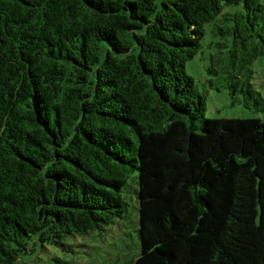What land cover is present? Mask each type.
<instances>
[{"label": "trees", "instance_id": "16d2710c", "mask_svg": "<svg viewBox=\"0 0 264 264\" xmlns=\"http://www.w3.org/2000/svg\"><path fill=\"white\" fill-rule=\"evenodd\" d=\"M207 25V87L264 113L260 0H0V264H76L43 256L126 194L131 264H264V121L205 117Z\"/></svg>", "mask_w": 264, "mask_h": 264}, {"label": "rangeland", "instance_id": "374dc122", "mask_svg": "<svg viewBox=\"0 0 264 264\" xmlns=\"http://www.w3.org/2000/svg\"><path fill=\"white\" fill-rule=\"evenodd\" d=\"M260 2L264 5V0ZM216 40L210 35L207 25L201 42L202 48L185 65V72L193 78L196 89L205 96V117L208 119L258 118L264 121V113L246 110L242 103H232L226 90L216 91L207 87L206 56L212 50L210 43ZM251 70L253 87L264 99V58L255 60ZM125 198L129 203L126 220L119 221L118 224L104 231H90L85 235H77V238L72 240L74 246L71 253L50 247V255H44L43 259L55 255L76 264H131L138 255L139 245L136 234L138 214L134 195L126 194Z\"/></svg>", "mask_w": 264, "mask_h": 264}]
</instances>
